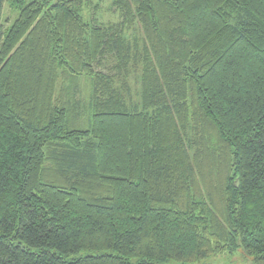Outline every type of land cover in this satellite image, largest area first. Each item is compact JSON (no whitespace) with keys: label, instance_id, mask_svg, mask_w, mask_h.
Instances as JSON below:
<instances>
[{"label":"trees","instance_id":"1","mask_svg":"<svg viewBox=\"0 0 264 264\" xmlns=\"http://www.w3.org/2000/svg\"><path fill=\"white\" fill-rule=\"evenodd\" d=\"M112 6L0 0V264H264V0Z\"/></svg>","mask_w":264,"mask_h":264},{"label":"rangeland","instance_id":"2","mask_svg":"<svg viewBox=\"0 0 264 264\" xmlns=\"http://www.w3.org/2000/svg\"><path fill=\"white\" fill-rule=\"evenodd\" d=\"M85 1V9H84V18L88 22H94L102 25H108L110 23H119L121 20V16L119 12L113 8L112 3L113 0H84ZM18 15V13L9 9L8 3L5 2V15L4 18H9L10 21H14V18ZM9 23L5 22V27L8 26ZM138 34L142 35L141 27L137 24L136 27L129 29L125 36L132 39L134 35ZM113 64L112 61L108 62V65L111 66ZM132 75L134 72H131ZM131 84L134 86V99H139L138 88L139 85L136 82L135 76L133 77ZM193 264H252L251 261L245 259L240 252H218L215 253L208 258L196 261Z\"/></svg>","mask_w":264,"mask_h":264}]
</instances>
